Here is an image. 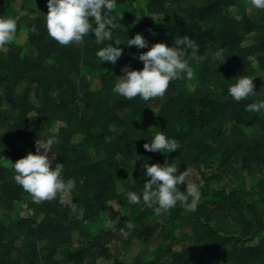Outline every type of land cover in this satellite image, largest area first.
<instances>
[{
    "label": "trees",
    "instance_id": "1",
    "mask_svg": "<svg viewBox=\"0 0 264 264\" xmlns=\"http://www.w3.org/2000/svg\"><path fill=\"white\" fill-rule=\"evenodd\" d=\"M48 11V0H0V16L17 21V41L0 50V264H264V111L247 108L264 101V10L250 0H118L122 42L140 33L149 48L173 46L188 36L208 56L197 62L185 49L194 78L170 81L148 102L113 87L125 66L142 70L134 57L149 49L121 45L117 64H103L96 52L111 41L90 33L60 45L47 33ZM220 49L221 64L211 59ZM244 74L257 92L237 102L228 87ZM158 131L181 148L146 151ZM50 135L59 140L53 167L64 163V179L75 181L76 213L59 196L34 203L13 179L12 163ZM166 162L192 169L196 211L157 215L127 202L150 179L142 165Z\"/></svg>",
    "mask_w": 264,
    "mask_h": 264
},
{
    "label": "clouds",
    "instance_id": "2",
    "mask_svg": "<svg viewBox=\"0 0 264 264\" xmlns=\"http://www.w3.org/2000/svg\"><path fill=\"white\" fill-rule=\"evenodd\" d=\"M252 7L264 10V0H250ZM48 14L45 23L48 35L60 45L80 43L84 37L94 33L98 44L111 41L107 46L96 52L97 58L104 64L109 62L117 64L123 55L121 45L136 46L139 49H149L140 52L135 59L143 63L142 70H132L125 66V73L114 84L113 91L126 99L139 97L145 102L156 97H163L169 87L170 81L194 78V68L185 58V49L191 50V58L197 62L208 59V56L198 55L199 46L188 36L175 39L173 46L164 42L155 43L149 48V42L143 34L137 33L126 43L114 37V31L120 24L116 21L118 0H48ZM91 18V19H90ZM17 41V21L13 18L0 16V50ZM213 62L219 64L225 61L224 50L220 49L211 54ZM256 79V78H255ZM255 79L248 74L235 78V83L228 87V95L235 101L245 100L256 95ZM248 111H264V101L252 103L247 106ZM56 135L47 139H39L36 143V152H29L25 157L12 163L15 175L14 181L25 192L31 194L33 202L39 204L46 200H53L59 196V202L70 208L72 213L77 212V205L71 198L75 189L74 179L65 180L63 177L64 163H56L53 167V146L58 144ZM148 152L173 153L181 148L174 138H169L164 131L155 132L149 142L144 144ZM144 175L150 177L143 185L142 193L127 191L126 199L129 204L137 205L143 202L152 207L157 215L168 211L177 205L188 211H196L201 199L199 185L190 182L192 169L183 172L175 163H145ZM186 184V190H178V186ZM123 191V190H122ZM135 225L127 224L129 230ZM126 237L127 232L121 230Z\"/></svg>",
    "mask_w": 264,
    "mask_h": 264
},
{
    "label": "rangeland",
    "instance_id": "3",
    "mask_svg": "<svg viewBox=\"0 0 264 264\" xmlns=\"http://www.w3.org/2000/svg\"><path fill=\"white\" fill-rule=\"evenodd\" d=\"M141 249H142V246L136 243V244L132 247L131 252L128 254L127 259H128V260H131L132 257H134V256H135V255L141 250ZM98 264H106V263L103 262V261H99Z\"/></svg>",
    "mask_w": 264,
    "mask_h": 264
}]
</instances>
